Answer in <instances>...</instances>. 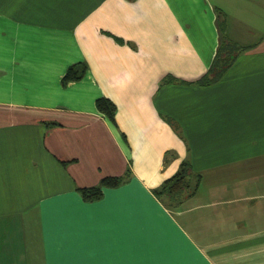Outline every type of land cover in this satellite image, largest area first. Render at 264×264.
Masks as SVG:
<instances>
[{"label": "crops", "instance_id": "1", "mask_svg": "<svg viewBox=\"0 0 264 264\" xmlns=\"http://www.w3.org/2000/svg\"><path fill=\"white\" fill-rule=\"evenodd\" d=\"M0 264H264V0H0Z\"/></svg>", "mask_w": 264, "mask_h": 264}, {"label": "trees", "instance_id": "2", "mask_svg": "<svg viewBox=\"0 0 264 264\" xmlns=\"http://www.w3.org/2000/svg\"><path fill=\"white\" fill-rule=\"evenodd\" d=\"M220 16H217L219 20ZM221 22H218V25ZM236 48L226 40H224L215 53L213 61L206 71L199 84H211L217 82L224 72L231 65L233 58L237 55ZM234 51V52H233ZM86 66L83 63H77L69 66L61 79V84L67 82L78 81L85 71ZM96 109L100 111L109 120L113 119L114 106L106 99L102 98L95 102ZM129 177L128 171L122 176L102 178L95 186L78 190V194L83 202H91L99 200L102 197L103 189H113L126 182ZM199 181V176L191 173L187 161H183L174 175L165 180L160 187L153 191L156 198H165L170 203H174L176 207L184 200L192 195Z\"/></svg>", "mask_w": 264, "mask_h": 264}, {"label": "rangeland", "instance_id": "3", "mask_svg": "<svg viewBox=\"0 0 264 264\" xmlns=\"http://www.w3.org/2000/svg\"><path fill=\"white\" fill-rule=\"evenodd\" d=\"M246 32L248 33L250 30H252L250 27H246ZM242 33L241 32H239V31H237L236 30V40L239 42V43H241L242 45L241 46H243V45H245V44H249V43H252V42H254V40H250L251 39V37H249V36H247V35H241ZM256 39V38H255ZM238 48H240V47H238ZM240 49H242V48H240Z\"/></svg>", "mask_w": 264, "mask_h": 264}]
</instances>
